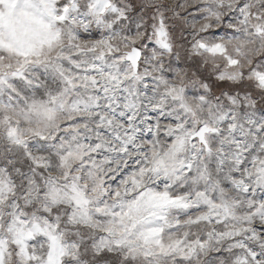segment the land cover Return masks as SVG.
I'll list each match as a JSON object with an SVG mask.
<instances>
[{"label": "snow or ice", "instance_id": "1", "mask_svg": "<svg viewBox=\"0 0 264 264\" xmlns=\"http://www.w3.org/2000/svg\"><path fill=\"white\" fill-rule=\"evenodd\" d=\"M178 34L197 65L223 59L216 81L246 80L190 95L162 59ZM253 45L264 0H0V127L20 149L0 167V264H264V64L237 71ZM25 168L42 210L16 195Z\"/></svg>", "mask_w": 264, "mask_h": 264}, {"label": "clouds", "instance_id": "2", "mask_svg": "<svg viewBox=\"0 0 264 264\" xmlns=\"http://www.w3.org/2000/svg\"><path fill=\"white\" fill-rule=\"evenodd\" d=\"M183 0H135V7H138L140 9V12H135V8H133L130 4V0H120V3L123 5H127L129 7V11L134 14V16H139L148 11L149 8L152 9H159L169 14V16L173 15V10L176 9V5L179 3H182ZM168 5L169 7L163 8L161 6ZM147 16H145V20H147ZM113 25V31L119 32L121 28H127L129 24L131 23L126 22L124 25H121V27H116V25L119 24V20L111 19L109 21ZM134 27V25H133ZM185 27H188L186 24ZM101 33L105 31L104 29H100ZM181 34L184 36V39H187V33H183L181 30ZM117 43L121 46V49L123 50V41H117ZM190 43V42H189ZM69 41L65 40V50L68 49ZM146 47V46H145ZM258 45H253L251 49L248 51L246 57H239L242 60L243 68L237 69V71H244L247 70V68L251 67L250 64H248V59H251L253 63L259 65L264 64V51H258L257 50ZM229 50L231 51V46H229ZM149 53V57L151 55V49H147ZM235 54V53H233ZM55 55V53H53ZM148 58H146L147 60ZM162 59L165 62V64L172 65V69H178L182 71L184 76V82L187 88L191 90V93L200 92L201 84L207 83L209 86V96L213 98V102H215V99L219 97V89L221 87L227 88L229 86H234L238 84H242L243 80H246V77L242 78L241 80H235V81H229L227 85L222 84L221 82H218L215 80V75L212 74V66L216 65H222L224 63L222 58H216L215 60H210L205 57H200V63L197 65L196 63V57L194 56V53L192 52V49L183 43V40L181 39V35H177V43L174 48V52L171 54L164 53L162 54ZM169 69V70H172ZM208 71H205V70ZM203 77L210 76L211 80L203 79ZM215 82V83H213ZM216 89L217 91L214 93L212 90ZM238 91V90H237ZM239 95L241 97V107L249 110V111H256V107L252 106L249 107L244 101V93L239 92ZM256 103L261 107L264 108V96L257 95L256 96ZM199 111V110H198ZM200 115H204V113H200ZM260 113L257 112V117H259ZM20 152V149L13 145L6 137L5 129L0 127V167H8L9 161H15V159L18 158V154ZM44 155L49 162L51 161L53 153H40V152H34V155ZM22 163V161H21ZM55 167V166H53ZM45 172L48 174V176L51 177H60L61 172L57 168L55 171L49 170V168H45ZM215 175V173H214ZM45 179V176L43 173H40L38 169H34L33 171H28L27 168L23 169L21 172L20 179L18 181L17 187L20 189L19 192H17V197L19 199L23 200H30L31 204H29V207H33L34 209H40L42 210V207L44 205V201L41 198H38V193L41 188H43V180ZM0 212L6 214L7 208H0ZM206 226L201 225L199 229H193V231H205ZM211 259V254L208 257H201V264H206L207 261Z\"/></svg>", "mask_w": 264, "mask_h": 264}]
</instances>
